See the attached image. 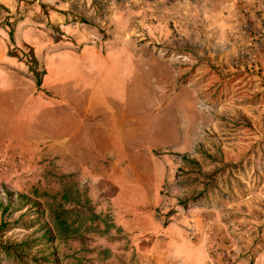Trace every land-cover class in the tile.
<instances>
[{
    "label": "rangeland",
    "instance_id": "1",
    "mask_svg": "<svg viewBox=\"0 0 264 264\" xmlns=\"http://www.w3.org/2000/svg\"><path fill=\"white\" fill-rule=\"evenodd\" d=\"M1 223L0 264H264V0H0Z\"/></svg>",
    "mask_w": 264,
    "mask_h": 264
},
{
    "label": "trees",
    "instance_id": "2",
    "mask_svg": "<svg viewBox=\"0 0 264 264\" xmlns=\"http://www.w3.org/2000/svg\"><path fill=\"white\" fill-rule=\"evenodd\" d=\"M33 61L35 62L34 58ZM40 84L41 79H37L36 85L40 86ZM61 199L63 200L62 202H58L55 206L49 207V211L52 214V229L54 237L71 238L73 236L81 235V228L86 221L85 217L81 216L79 212L73 208L65 206V203L67 202L78 204L80 200L78 193L73 194L69 189H66L61 194ZM96 217L98 218L97 214H92L90 219L94 220ZM4 226L5 223H1L0 230L3 229ZM91 229H93V226H91ZM20 245L22 246V243ZM1 248L4 249L5 252L9 253L14 251V247L2 246V244H0V249Z\"/></svg>",
    "mask_w": 264,
    "mask_h": 264
},
{
    "label": "crops",
    "instance_id": "3",
    "mask_svg": "<svg viewBox=\"0 0 264 264\" xmlns=\"http://www.w3.org/2000/svg\"><path fill=\"white\" fill-rule=\"evenodd\" d=\"M10 71H13V70H11V69H9ZM14 72V71H13ZM16 73V72H15ZM17 77H19V79L20 80H23L25 77H22L21 75H17ZM57 97V96H56ZM85 110L89 113V112H91L92 113V106H91V104L90 103H88L87 105H86V107H85ZM75 131H76V129H74L73 131H71V133H70V137L71 136H73L74 134H75ZM111 132H112V134L116 137V138H121V137H123L124 136V134H125V132H126V130L124 129V127L122 126V125H120V124H118L117 122L115 123V125H113L112 126V128H111ZM66 138L67 137H65L64 139H62V140H60V139H58V140H54L53 141V145H48V146H50V148H52V152L54 151V149L57 151V149L55 148V145H61L62 147H63V149H64V151L66 152V151H69V148L68 147H66V144H65V140H66ZM43 139V138H42ZM48 140H52L50 137L48 138ZM35 143H38L39 141H38V139H36V141H34ZM104 152H105V154H106V156H107V158L108 159H110V160H118V159H121V158H124V155H119L118 153H115V151H113L111 148L110 149H105L104 150ZM103 176L105 177V176H109V175H107V174H103ZM103 182L105 183V184H107L108 182H105V180H103Z\"/></svg>",
    "mask_w": 264,
    "mask_h": 264
}]
</instances>
